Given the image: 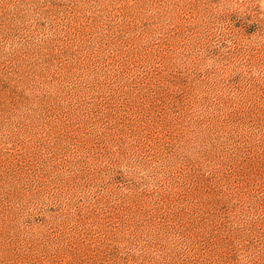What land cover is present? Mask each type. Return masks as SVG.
<instances>
[{"label": "rangeland", "instance_id": "1", "mask_svg": "<svg viewBox=\"0 0 264 264\" xmlns=\"http://www.w3.org/2000/svg\"><path fill=\"white\" fill-rule=\"evenodd\" d=\"M0 264H264V0H0Z\"/></svg>", "mask_w": 264, "mask_h": 264}]
</instances>
